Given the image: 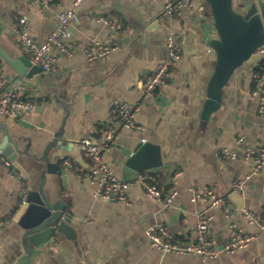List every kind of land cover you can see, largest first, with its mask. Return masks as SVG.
Segmentation results:
<instances>
[{
    "label": "crops",
    "instance_id": "crops-1",
    "mask_svg": "<svg viewBox=\"0 0 264 264\" xmlns=\"http://www.w3.org/2000/svg\"><path fill=\"white\" fill-rule=\"evenodd\" d=\"M74 0H52L41 7L33 0H0V47L11 55L23 54L13 33L19 17L28 20L32 37L44 41L54 30L60 10ZM168 0H80L76 19L66 39L72 56L52 48L56 69L24 78L25 86L12 76V69L0 57V91L15 87L24 98L36 101L32 110L16 116H0V143L8 134L16 143L18 162L24 177L0 155V259L15 264L25 252L18 237L19 227L11 219V206L21 186L39 188L50 200L61 198L76 231L75 241L62 239L43 246L28 260L18 264H264V235L233 253L220 252L203 259L198 255L161 252L152 246L145 229L162 222L180 240L192 236L196 213L211 214L209 231L223 242L234 230L258 232L257 226L237 216L247 207L264 218V167L252 172L253 158L246 148L261 144L264 124L257 113L252 75L256 62L243 63L229 79L220 107L208 119L201 118L206 83L212 72L215 38L213 24L205 20L209 10L204 0H192L193 11L179 15L164 12ZM244 0H234L242 2ZM117 16L119 29H111L98 16ZM173 28L181 42L180 57L169 79L153 96L143 92L144 77L166 57L165 37ZM94 41L117 43L119 48L104 59L86 61L85 45ZM115 100L135 107V119L142 129L121 126L111 117ZM112 128L113 142L104 160L120 177L124 160L139 141L160 146L162 164L152 172L165 184L181 171L176 195L170 206L145 197L140 185L127 190L129 204L95 198L94 186L77 176L74 165L87 167L91 161L78 146V139H98L100 130ZM243 136L241 142L235 139ZM226 147L233 156L224 155ZM46 161L55 171H46ZM244 178L243 199L237 207L229 198L231 183ZM210 186L236 211L233 217L225 205L210 206L207 201L191 200L190 188Z\"/></svg>",
    "mask_w": 264,
    "mask_h": 264
},
{
    "label": "built area",
    "instance_id": "built-area-1",
    "mask_svg": "<svg viewBox=\"0 0 264 264\" xmlns=\"http://www.w3.org/2000/svg\"><path fill=\"white\" fill-rule=\"evenodd\" d=\"M41 7H47L52 0H33ZM80 0H74L69 8L59 11L57 23L54 30L44 41H39L31 36L29 32L28 20L19 17L18 24L13 29L18 44L23 54L32 64H38L47 71L56 69L55 57L51 49L55 48L66 56H72L73 51L68 47L66 39L71 35L70 24L76 19V8ZM197 6L192 0H168L164 4V12L170 15H179L182 11H193ZM198 9V8H197ZM209 24H213L214 18L210 10L204 16ZM97 20L107 25L111 29L121 27L120 19L115 16H98ZM167 55L162 59L155 69L144 77L143 92L153 96L155 90L164 84L172 74V68L180 57L181 42L180 37L173 28L168 30L165 37ZM117 43H106L94 41L84 46L83 55L86 61L104 59L111 52L117 50ZM256 53L264 57V47L255 49ZM260 58V59H261ZM254 94L258 97L257 113L261 116L264 124V63L253 73ZM1 85V84H0ZM37 106L36 101L31 98H24L18 94L17 88L9 87L0 91V116L13 117L19 111L32 110ZM135 105L131 106L122 101L115 100L111 107V117L121 126L132 129H142L143 126L135 119ZM243 136L235 139V143L241 142ZM112 128L100 130L98 139L82 136L78 139V146L81 153L87 157L91 163L87 167L65 160L67 167H72L77 176L84 177L89 184L94 186L92 195L101 200L129 204L127 190L134 184L142 187L144 195L148 199L160 202L164 207L170 206L175 197L176 183L181 175V171H176L172 178L165 184H159L155 175L150 171H142L137 179L130 182H122L114 173L110 165L104 160L103 154L109 149L113 142ZM224 155L233 156L234 152L226 147L222 149ZM246 156H252V172L257 174L264 167V134L261 144L256 147H247ZM245 184L244 178H235L231 183L232 191L239 192ZM191 200L207 201L210 206L225 205V212L229 217H233L235 212L224 197L219 196L212 187L201 186L190 188ZM237 216L250 224L257 226L258 232L245 233L240 229L234 230L235 223L231 222L230 232L223 242H219L216 235L209 231L211 214L203 212L196 213V223L192 230L191 238L180 240L176 235L168 230L162 222H155L145 229V234L152 246L161 252H173L185 255H198L203 259L216 257L220 252L233 253L243 249L258 235H264V218L260 214L247 207L237 209Z\"/></svg>",
    "mask_w": 264,
    "mask_h": 264
},
{
    "label": "water",
    "instance_id": "water-1",
    "mask_svg": "<svg viewBox=\"0 0 264 264\" xmlns=\"http://www.w3.org/2000/svg\"><path fill=\"white\" fill-rule=\"evenodd\" d=\"M213 15L216 37L209 45L214 51L212 72L206 83V96L202 104L201 118L220 107L225 87L234 71L243 63H254L261 58L255 49L264 47V0H244L240 10L234 7V0H204ZM0 57L12 69V76L25 86L24 78H31L44 69L32 64L24 54L11 55L0 47ZM19 149L6 134L0 143V155L11 163L24 177L21 164L17 160ZM162 157L160 146L151 141H139L132 153L124 160L120 169L122 182L137 179L144 170L160 166ZM46 171L54 172L55 163L46 161ZM228 198L237 206L243 199L231 191ZM11 219L19 227L18 237L25 252L15 264L28 260L43 246L62 239L75 241L76 231L71 224V216L65 210L64 201L50 197L39 188L21 186L11 206ZM0 264L3 260L0 259Z\"/></svg>",
    "mask_w": 264,
    "mask_h": 264
},
{
    "label": "trees",
    "instance_id": "trees-1",
    "mask_svg": "<svg viewBox=\"0 0 264 264\" xmlns=\"http://www.w3.org/2000/svg\"><path fill=\"white\" fill-rule=\"evenodd\" d=\"M263 63H264V57H262L261 59L257 60V61H256V69H255V70H257L258 67H259L260 65H262Z\"/></svg>",
    "mask_w": 264,
    "mask_h": 264
},
{
    "label": "rangeland",
    "instance_id": "rangeland-1",
    "mask_svg": "<svg viewBox=\"0 0 264 264\" xmlns=\"http://www.w3.org/2000/svg\"><path fill=\"white\" fill-rule=\"evenodd\" d=\"M234 7L237 8L238 10H240V8H241V7H240V3L235 2V3H234Z\"/></svg>",
    "mask_w": 264,
    "mask_h": 264
}]
</instances>
